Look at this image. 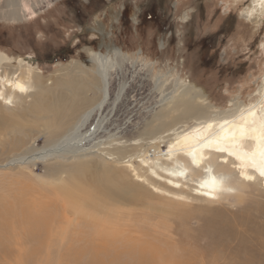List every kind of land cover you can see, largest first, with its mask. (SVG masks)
<instances>
[{
  "label": "rangeland",
  "instance_id": "obj_1",
  "mask_svg": "<svg viewBox=\"0 0 264 264\" xmlns=\"http://www.w3.org/2000/svg\"><path fill=\"white\" fill-rule=\"evenodd\" d=\"M254 1L0 0V53L13 70L29 67L46 84L42 95L25 98L24 119H12L23 109L18 98L13 108L0 109L2 126L24 127L20 134L0 129V223L1 216L15 218L13 231H25L10 232L14 237H44L46 230L19 221L34 207L38 213L32 217H44L42 229L53 221V231L77 241V264H264V190L259 183L235 185L229 198L209 202L192 195L198 180L193 175L184 189L188 198L177 201L156 192L173 193L136 162L151 154L150 148L164 152L171 130L181 134L213 114L225 116L260 100L258 107L264 109L258 96L264 78V9L252 13ZM112 50L125 60L121 73H110L109 98L85 130L103 120L93 140L75 156L14 161L25 150L49 147L67 128L51 124L68 114L70 104L53 105L63 88L54 90L53 81L48 88L47 81L78 64L92 71L89 52L110 56ZM177 81L183 85L174 91ZM122 82L126 90L113 105ZM186 87L199 99H183ZM166 96L171 100L164 101ZM96 97L86 95L82 106ZM185 100L197 112L177 119L182 109L176 104ZM160 123L168 127L160 129ZM151 142L155 146L149 147ZM128 164L140 166L136 172L146 181L137 180ZM104 167L122 186L135 185L136 201L130 189L123 187L118 200L113 186L100 187ZM236 175L224 174L222 180L233 182Z\"/></svg>",
  "mask_w": 264,
  "mask_h": 264
},
{
  "label": "bare ground",
  "instance_id": "obj_2",
  "mask_svg": "<svg viewBox=\"0 0 264 264\" xmlns=\"http://www.w3.org/2000/svg\"><path fill=\"white\" fill-rule=\"evenodd\" d=\"M251 9L250 11L252 13L263 10L264 2H262V0H255L252 2ZM32 16L34 15L32 14ZM121 57L122 60L117 62L116 60L121 59ZM123 58H125V56L120 54L118 50H112L110 56H108V54L102 55L99 52H89L88 62L93 65L92 71L83 69L78 64L72 71L65 72V74L59 76L57 75L51 82L47 81L49 86L53 81L51 86H53L54 90L63 88V90L61 89L63 92L53 105L60 104V106H64L65 104H70L68 114L66 116H55L56 120L51 122V124L53 127H60L62 125L67 126V128H65L63 134L57 136V138L50 142L49 147L42 148L36 153H31L29 151L30 149L25 150L18 156V159L14 161H27V163H30L46 161L63 155L75 156L80 154L82 152V144L90 141L102 127L103 120L98 119L95 124L85 132L86 128L90 126L89 124L93 116L98 113L101 114L103 106L109 98L108 85L110 73L114 70L120 73L122 72L125 60ZM22 61L23 60L19 58V62ZM6 66H10L8 71L5 70ZM31 70L32 69L29 67L13 70L9 58L6 57L5 54L0 53V109L4 107L13 108L15 100L18 98L23 104V109L16 114L12 113V119L18 121L25 117V112H23L27 109L25 106L24 110L25 98L28 96L31 97L34 94L33 99H35L38 95H42L46 89L45 81L41 80V78L35 75ZM181 85H183V83L177 81L174 91ZM51 86L48 88H51ZM21 89H23V91ZM31 89H33L34 93L30 95L28 93ZM125 90L126 85L122 82V84L118 86L112 102L113 105L118 102ZM86 95H97V97L94 102H88L87 106L83 107L82 104L86 101ZM188 96L197 97L199 99V94L191 89V87L184 88L181 93L183 99H186ZM258 96L261 97L260 99L264 100V78L258 90ZM167 99L170 98L167 96L163 98L164 101H167ZM50 103H52V100ZM261 103L262 101L260 100L250 106H238L225 116H223V114L219 117L220 114L218 113L217 117L216 114H213L209 116V119L198 122V124H195L196 126L189 128L183 133L181 132V134H176V129L171 130L169 131L170 134H168L172 138L166 143V150L164 152H157L154 147V149L150 148L152 150L150 152L151 154L146 153L142 155L140 157L141 159H138L136 162L140 163L141 168H144L149 176L164 183L169 190L173 191L172 194H169L168 192L155 189V187L154 189L156 192L160 194L166 193L172 197V199H177V201L186 200L188 198L185 195L184 189L187 188L186 185L191 184L190 181L192 182L193 175H197L198 180L192 183V195L197 199L209 202H219V200L229 198L231 193L235 190V185L242 187L251 182H257L261 189L264 190V176H261L258 170L260 167H264V161L261 160L258 154L256 141L247 138L255 135V133L247 131L246 136H242L241 134L242 128L247 130L254 126L259 127L261 123H264V109L258 107ZM28 108L30 109L31 106L29 105ZM75 108L78 109L77 114L72 117V110ZM179 108L182 109V111L178 110L182 112V115H178L179 117L177 119H184L185 116H190L191 113L197 112L195 109L198 107H195V105L185 100L182 104H176L175 109ZM175 109L173 111H175ZM250 112L254 113V115H249L248 113ZM191 116H193V114ZM241 117H243V119H241ZM65 119L66 122L62 124L59 123L60 120L65 121ZM163 121L165 122V120ZM224 121H228V123L224 124ZM253 122H255V124H253ZM2 123L3 120L0 115V129L8 134H20L22 128H24L23 125H12L11 123L2 126ZM209 124L212 125L211 128L208 127ZM221 125H223L224 131H221ZM165 126L168 127V124L160 123L159 128L163 129ZM209 137H212V141H209ZM217 140L219 141L218 143L213 142ZM151 145H154V142H151L148 146L150 147ZM219 148L226 150L220 151L218 150ZM230 152L232 153L231 155L229 154ZM253 153H256L255 157H253ZM254 162L256 165L255 167L253 166ZM127 167L134 173V177L137 180L146 181L136 172V169L141 170V168H139L140 166L134 167L128 164ZM107 168L104 167L101 171L103 179L100 181V187L103 188L101 183L113 186V198L121 200L123 197L122 188L124 186L113 180L111 171ZM77 171L79 172V170ZM234 172L237 174L236 179H234L233 182L224 183L222 180L223 175H229ZM248 177H251V179ZM133 185L129 187L127 183L124 188L126 191L130 189L131 192L135 193V198H131V200L136 201L138 189ZM136 185L139 186L137 183ZM92 186L91 187L94 188L96 185L92 184ZM31 210V212H23L24 214H22V218L19 221H25L26 226H31L33 222L35 227H39L37 230L41 232L46 230V235H44V237H39L38 235L37 237H14L10 232L25 230H19L18 227V230L13 231L14 224L12 223H14L15 218H13L14 220H10L11 217L1 216L0 264H77V241L72 239L71 242L66 236H63V231L62 233L55 230L53 231V221L45 225L47 229H42L41 226L45 223L43 222L44 217L41 215L32 217V212L34 211L36 214L38 210L34 207ZM64 222L67 223L66 226L69 224L67 221ZM75 227L76 225H74L72 229H75ZM65 228L67 230V227ZM7 234H9L11 238L7 237ZM72 243L75 244V246H73Z\"/></svg>",
  "mask_w": 264,
  "mask_h": 264
},
{
  "label": "snow or ice",
  "instance_id": "obj_3",
  "mask_svg": "<svg viewBox=\"0 0 264 264\" xmlns=\"http://www.w3.org/2000/svg\"><path fill=\"white\" fill-rule=\"evenodd\" d=\"M262 2H264V0H262ZM23 91V89H21ZM249 115H254V113H248ZM241 119H243V117H241ZM224 124H227L228 121H224ZM253 124H255V122H253ZM209 128L212 127L211 124L208 125ZM221 131H224L223 125H221ZM247 131H251L253 133H255V135L251 136V137H247L250 139H254L257 143V149H258V154L261 158L262 161H264V123H261L259 127H251L250 129L245 130L244 128L241 129V134L242 136H246V132ZM218 135V134H216ZM209 141H212V137L208 138ZM213 142H219L217 141H213ZM218 150L220 151H225L226 149L223 148H219ZM230 155L232 154L231 152L229 153ZM256 153H253V157H255ZM253 166L255 167V162L253 163ZM259 173L261 176H264V167H260L259 169ZM249 179H251V177H248Z\"/></svg>",
  "mask_w": 264,
  "mask_h": 264
},
{
  "label": "trees",
  "instance_id": "obj_4",
  "mask_svg": "<svg viewBox=\"0 0 264 264\" xmlns=\"http://www.w3.org/2000/svg\"><path fill=\"white\" fill-rule=\"evenodd\" d=\"M221 74L225 73V71H220Z\"/></svg>",
  "mask_w": 264,
  "mask_h": 264
}]
</instances>
